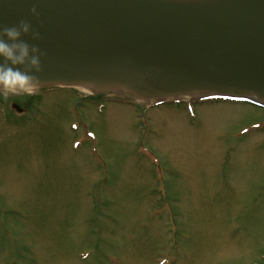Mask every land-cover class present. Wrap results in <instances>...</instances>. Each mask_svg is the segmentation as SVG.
Segmentation results:
<instances>
[{
    "label": "rangeland",
    "instance_id": "374dc122",
    "mask_svg": "<svg viewBox=\"0 0 264 264\" xmlns=\"http://www.w3.org/2000/svg\"><path fill=\"white\" fill-rule=\"evenodd\" d=\"M140 81L0 98V264H264V108Z\"/></svg>",
    "mask_w": 264,
    "mask_h": 264
},
{
    "label": "water",
    "instance_id": "95a60500",
    "mask_svg": "<svg viewBox=\"0 0 264 264\" xmlns=\"http://www.w3.org/2000/svg\"><path fill=\"white\" fill-rule=\"evenodd\" d=\"M33 6L38 17L31 15ZM254 7L220 10L163 0H0V28L25 20L39 33V40L31 35L22 40L42 53L41 71L30 73L40 87L104 93L141 83L147 75L156 79V87L132 88L146 101L207 93L264 107V6ZM159 81L169 82V90L158 89ZM13 109L21 111L16 105Z\"/></svg>",
    "mask_w": 264,
    "mask_h": 264
},
{
    "label": "clouds",
    "instance_id": "9594fccd",
    "mask_svg": "<svg viewBox=\"0 0 264 264\" xmlns=\"http://www.w3.org/2000/svg\"><path fill=\"white\" fill-rule=\"evenodd\" d=\"M31 15L38 17L35 6L30 9ZM31 35L39 40L38 32L32 25L21 20L17 25L0 28V98L10 95H32L40 86L38 77L30 73L41 71L42 53L38 47H30L22 40V36Z\"/></svg>",
    "mask_w": 264,
    "mask_h": 264
},
{
    "label": "bare ground",
    "instance_id": "6f19581e",
    "mask_svg": "<svg viewBox=\"0 0 264 264\" xmlns=\"http://www.w3.org/2000/svg\"><path fill=\"white\" fill-rule=\"evenodd\" d=\"M189 3H196L199 5H204L207 7H216V8H222V9H239L244 7H253L257 4H259V0H182ZM136 77L134 78V80ZM164 89L169 90L170 84L169 82H158V89ZM207 93H199L195 95H174V96H166L165 98H161L160 101L163 100H174V99H182V98H200L205 97ZM158 99H153V101H157ZM159 101V100H158Z\"/></svg>",
    "mask_w": 264,
    "mask_h": 264
}]
</instances>
